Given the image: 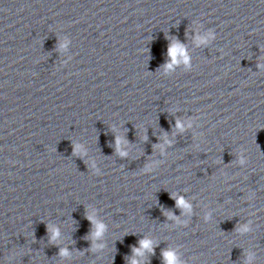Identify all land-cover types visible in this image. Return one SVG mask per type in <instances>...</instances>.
<instances>
[{
	"label": "water",
	"instance_id": "95a60500",
	"mask_svg": "<svg viewBox=\"0 0 264 264\" xmlns=\"http://www.w3.org/2000/svg\"><path fill=\"white\" fill-rule=\"evenodd\" d=\"M165 250L264 264V0H0V264Z\"/></svg>",
	"mask_w": 264,
	"mask_h": 264
},
{
	"label": "clouds",
	"instance_id": "9594fccd",
	"mask_svg": "<svg viewBox=\"0 0 264 264\" xmlns=\"http://www.w3.org/2000/svg\"><path fill=\"white\" fill-rule=\"evenodd\" d=\"M198 42H202V41H198ZM168 51H169L170 57L175 59L177 53L178 52L183 53L184 49L179 44H176V45H170ZM187 59L188 58L185 56L186 61H187ZM171 66H172L171 64L167 65L168 68H171ZM176 127L183 130V126L179 122H177ZM117 143H119V141H117ZM121 155L122 156L126 155V153L122 152ZM240 163L244 164L245 160L242 158L240 160ZM173 198L177 199V206L178 207H181L183 209L190 211V205L188 203H186L184 199H178L175 196ZM89 219L91 220V217H89ZM104 230H105V226L103 224H97L96 225V232L94 233L95 237L99 238L102 235V233L104 232ZM249 230H250V228L248 225H245L240 229L241 232H247ZM51 232H52L51 239L55 240L59 236V232H58V230H51ZM96 247H102V245L96 246ZM146 250L149 252L153 251L152 242L148 239H142L140 241V246L138 248H134L133 252H134L135 256H142ZM60 255L62 257H68L70 255V253L68 252L67 249H61ZM162 257L164 259V264H179L178 258L176 256V254L174 253V251H172V250L163 251ZM253 258H254L253 254L248 255V257H247L248 264H251V261L253 260ZM130 264H138V261L133 258L130 261Z\"/></svg>",
	"mask_w": 264,
	"mask_h": 264
}]
</instances>
